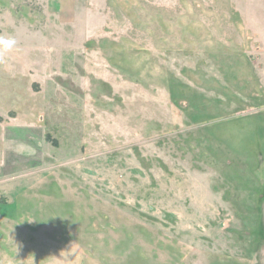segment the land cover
I'll use <instances>...</instances> for the list:
<instances>
[{
	"label": "rangeland",
	"instance_id": "obj_1",
	"mask_svg": "<svg viewBox=\"0 0 264 264\" xmlns=\"http://www.w3.org/2000/svg\"><path fill=\"white\" fill-rule=\"evenodd\" d=\"M0 264H264V0H0Z\"/></svg>",
	"mask_w": 264,
	"mask_h": 264
},
{
	"label": "clouds",
	"instance_id": "obj_2",
	"mask_svg": "<svg viewBox=\"0 0 264 264\" xmlns=\"http://www.w3.org/2000/svg\"><path fill=\"white\" fill-rule=\"evenodd\" d=\"M15 42L13 40H5L0 39V48H2L3 51L9 50Z\"/></svg>",
	"mask_w": 264,
	"mask_h": 264
}]
</instances>
